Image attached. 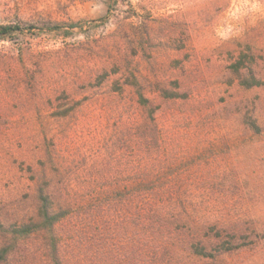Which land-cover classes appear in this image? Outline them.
Returning a JSON list of instances; mask_svg holds the SVG:
<instances>
[{"label": "rangeland", "instance_id": "obj_1", "mask_svg": "<svg viewBox=\"0 0 264 264\" xmlns=\"http://www.w3.org/2000/svg\"><path fill=\"white\" fill-rule=\"evenodd\" d=\"M1 25L0 223L42 189L88 212L57 227L69 264H104L107 235L128 264L152 216L182 262L264 264V0H0ZM18 252L47 264L38 236Z\"/></svg>", "mask_w": 264, "mask_h": 264}, {"label": "trees", "instance_id": "obj_2", "mask_svg": "<svg viewBox=\"0 0 264 264\" xmlns=\"http://www.w3.org/2000/svg\"><path fill=\"white\" fill-rule=\"evenodd\" d=\"M46 28L49 31L52 29H58L57 26H47ZM31 29L32 27L28 28V30ZM21 31V27L17 25H1L0 41L4 38H8L14 33H21ZM37 197L38 208L37 219L35 221L8 226L0 223V236L4 239V242L0 247V264H17L20 262V259L19 261H15L16 255L19 254L18 251L20 246L35 236L40 238L42 247H44L47 264H69L66 255H64V242H66V237L58 232L57 227L70 218L72 219L81 216L83 213L86 215L88 212L80 213L72 207L55 210L50 198L42 189H38ZM157 218V216H152L147 219L146 233L143 235V238L139 243L136 240L131 239L130 242L126 244V250L123 252L128 256V264H133L134 261L138 264H194L189 261L182 262V260H179L180 256L176 251L172 250L171 253L168 252L166 249L167 242L162 236V227ZM110 229L111 225L105 223V231H110ZM121 230H123L122 232H125L124 229ZM83 238L85 240V246L93 247L95 245L96 239L94 233H91L90 236H84ZM109 240L110 239L107 235L104 240H102V244H100L101 250L105 251L103 254L104 264H109L110 257L112 256L111 247L113 246L112 244H109ZM136 245H139L142 249L139 253L143 252V255H145L146 260L144 262L137 259V252L135 250ZM184 247L185 249L183 251L190 259H198V261L201 262H207L209 260L215 262L218 257L230 251V249L226 248L216 250V252L208 251L204 246L196 243H189ZM23 260L27 261L26 258H23Z\"/></svg>", "mask_w": 264, "mask_h": 264}]
</instances>
